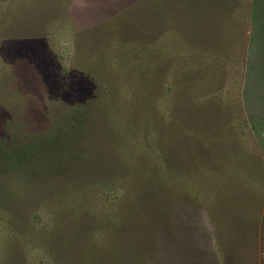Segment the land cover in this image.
<instances>
[{
    "label": "rangeland",
    "instance_id": "obj_1",
    "mask_svg": "<svg viewBox=\"0 0 264 264\" xmlns=\"http://www.w3.org/2000/svg\"><path fill=\"white\" fill-rule=\"evenodd\" d=\"M0 139V264H264V0H0Z\"/></svg>",
    "mask_w": 264,
    "mask_h": 264
},
{
    "label": "trees",
    "instance_id": "obj_2",
    "mask_svg": "<svg viewBox=\"0 0 264 264\" xmlns=\"http://www.w3.org/2000/svg\"><path fill=\"white\" fill-rule=\"evenodd\" d=\"M59 135H53L51 138L49 139H45V138H40L39 140V145L40 148L38 150V152H40L39 154H44L47 155L48 149L51 145L54 146H60L62 145V141L60 139H58ZM2 144V140L0 139V145ZM51 144V145H50ZM29 149V147L27 146L25 149L22 150L21 153L26 154L27 150ZM46 151V152H45ZM4 152H8L7 155H9V157H15L14 154L12 153V151H4ZM21 153H16V159L14 158V160H19L22 162V160L24 161L25 159L21 158ZM52 158H54V160H57V158H59V154L56 152H52ZM22 159V160H20Z\"/></svg>",
    "mask_w": 264,
    "mask_h": 264
}]
</instances>
